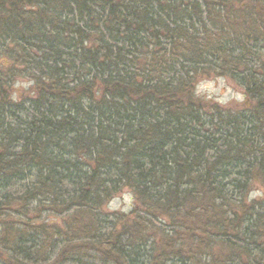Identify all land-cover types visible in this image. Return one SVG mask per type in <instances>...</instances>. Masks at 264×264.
I'll return each instance as SVG.
<instances>
[{
    "label": "trees",
    "instance_id": "1",
    "mask_svg": "<svg viewBox=\"0 0 264 264\" xmlns=\"http://www.w3.org/2000/svg\"><path fill=\"white\" fill-rule=\"evenodd\" d=\"M2 56L0 264H264V0H0Z\"/></svg>",
    "mask_w": 264,
    "mask_h": 264
},
{
    "label": "rangeland",
    "instance_id": "2",
    "mask_svg": "<svg viewBox=\"0 0 264 264\" xmlns=\"http://www.w3.org/2000/svg\"><path fill=\"white\" fill-rule=\"evenodd\" d=\"M257 10L259 9L257 8ZM262 62H263L262 70L264 71V59ZM0 65L2 66L3 70H7L8 67L14 69L12 65V61H9L7 56H2L0 58ZM211 74L212 73H210V75ZM197 78H198V81H196L194 85L195 95H196V87L198 84H203L204 82H207L209 85L207 89H202L200 94L196 95V97L202 101H209V103L221 105L215 102L217 95L219 93L226 92L229 88H231L233 91H239L242 89L243 93L245 92L244 88L241 85H239L237 81H235L234 78H231L230 75L228 74H221V75H216V76L211 75L210 77H207L205 76V74L200 73L197 76ZM26 82L27 80L25 79H21L18 77L15 78V80L13 81L11 85V90H10L11 97H13L14 94L16 96V99L19 97L27 96L26 94L28 93V90H29L28 88H30L31 85L28 86L27 88L23 86L14 87V85H17V84L23 85V83H26ZM213 89H215V91H213ZM248 101L249 99L247 97V99H245L243 103H237L236 101L233 100V101H229L226 104L229 106H238L240 104H248ZM132 205H133V199H132L130 192L128 190L123 189L120 193L116 194V196L110 199V201L104 206L105 208L104 211L106 213L117 212L121 214L123 213L126 214L130 211V209L132 208Z\"/></svg>",
    "mask_w": 264,
    "mask_h": 264
},
{
    "label": "clouds",
    "instance_id": "3",
    "mask_svg": "<svg viewBox=\"0 0 264 264\" xmlns=\"http://www.w3.org/2000/svg\"><path fill=\"white\" fill-rule=\"evenodd\" d=\"M32 83V81H27L26 83H23V85L21 84H17L14 85V87H19V86H23L25 88H27L28 86H30ZM208 83L204 82L203 84H198L196 87V95H199L202 89H207L208 88ZM213 91H215V89H213ZM211 98V97H209ZM13 100L16 99L15 94L12 97ZM246 99L243 90H239V91H233L231 88H229L226 92H221L217 95V98L215 100L216 103H219L221 105H224L226 103H228L229 101H236L237 103H243L244 100ZM264 194V190L262 191H253L249 194V199L253 198V197H258L260 195Z\"/></svg>",
    "mask_w": 264,
    "mask_h": 264
}]
</instances>
